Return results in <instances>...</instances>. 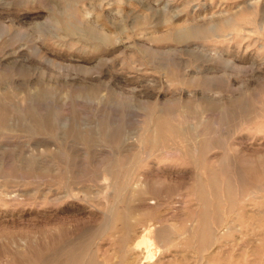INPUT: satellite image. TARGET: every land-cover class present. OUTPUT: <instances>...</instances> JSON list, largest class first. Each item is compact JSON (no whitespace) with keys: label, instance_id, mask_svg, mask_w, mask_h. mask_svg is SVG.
Listing matches in <instances>:
<instances>
[{"label":"rangeland","instance_id":"1","mask_svg":"<svg viewBox=\"0 0 264 264\" xmlns=\"http://www.w3.org/2000/svg\"><path fill=\"white\" fill-rule=\"evenodd\" d=\"M0 264H264V0H0Z\"/></svg>","mask_w":264,"mask_h":264}]
</instances>
